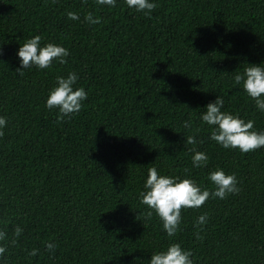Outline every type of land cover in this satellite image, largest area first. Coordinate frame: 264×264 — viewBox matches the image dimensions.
<instances>
[{
    "label": "trees",
    "instance_id": "obj_1",
    "mask_svg": "<svg viewBox=\"0 0 264 264\" xmlns=\"http://www.w3.org/2000/svg\"><path fill=\"white\" fill-rule=\"evenodd\" d=\"M150 2L158 7L145 16L124 0H0V264H149L173 243L192 251L193 264H264V148L224 149L201 120L220 96L222 111L264 131V112L233 79L264 67V0ZM89 12L101 22L86 23ZM36 35L41 47L66 48L67 63L20 75L18 50ZM69 72L88 95L57 123L46 100ZM189 149L204 152L207 165L193 167ZM151 167L209 191V173L222 169L240 191L183 210L168 237L140 203Z\"/></svg>",
    "mask_w": 264,
    "mask_h": 264
},
{
    "label": "clouds",
    "instance_id": "obj_2",
    "mask_svg": "<svg viewBox=\"0 0 264 264\" xmlns=\"http://www.w3.org/2000/svg\"><path fill=\"white\" fill-rule=\"evenodd\" d=\"M126 6L137 12L150 16L152 11L158 7L157 3L150 0H124ZM87 3V0H84ZM96 3L104 6H116V0H96ZM70 20H79L77 13L69 12ZM84 21L88 24H99L101 19L93 17L91 12L87 13ZM41 36L36 35L28 39L18 50L21 66L16 71L23 75L24 69L35 66L37 69L49 68L53 61L66 64L65 57L69 55L66 48L48 43L41 47ZM23 69V70H22ZM75 72H69L67 77L58 76L57 86L50 90L46 100V108L58 109L57 123L65 117L78 114L82 108V102L87 99V92L83 87L74 90L77 82ZM234 84L240 85L246 95L255 101L258 110L264 112V67L261 65H249L242 73L234 75ZM223 97L218 96L214 102L206 106V111L202 114L201 120L211 128L210 139L222 146L224 149H238L241 153H248L264 148V131L254 130L255 121L239 118L230 112H224ZM7 121L0 117V137H3V128ZM185 128L191 127L190 121H185ZM186 143L193 145L196 143L195 136H188ZM192 155L193 167L200 168L206 166L209 157L195 149H189ZM187 172L188 169H185ZM209 181L214 185V190H202L192 179H180L160 175L156 167L148 169V176L144 182V191L140 192V203L147 206L148 211L144 213L146 219L151 220L153 213L162 222L163 230L168 237H174L181 223V213L185 209H198L202 207L210 198L226 199L230 194H238V181L234 174L226 175L222 169L209 173ZM138 219V218H137ZM139 220V219H138ZM207 222V214L197 218L196 226L202 231V227ZM22 229L17 227L14 235L19 237ZM196 238L202 240L200 232L195 233ZM6 233L0 232V241L5 240ZM15 243V240L12 241ZM49 251H53L55 245H46ZM6 252L4 246H0V257ZM37 250H33L29 255L35 256ZM191 250H184L179 243L171 244L165 251L152 254L149 264H193Z\"/></svg>",
    "mask_w": 264,
    "mask_h": 264
}]
</instances>
